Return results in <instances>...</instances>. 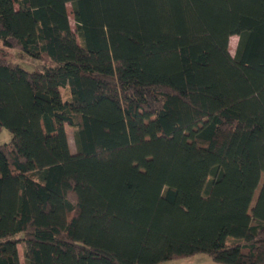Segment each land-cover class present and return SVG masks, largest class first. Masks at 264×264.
Here are the masks:
<instances>
[{"label":"trees","instance_id":"obj_1","mask_svg":"<svg viewBox=\"0 0 264 264\" xmlns=\"http://www.w3.org/2000/svg\"><path fill=\"white\" fill-rule=\"evenodd\" d=\"M2 128L0 264H264V0H0Z\"/></svg>","mask_w":264,"mask_h":264},{"label":"rangeland","instance_id":"obj_2","mask_svg":"<svg viewBox=\"0 0 264 264\" xmlns=\"http://www.w3.org/2000/svg\"><path fill=\"white\" fill-rule=\"evenodd\" d=\"M68 10L70 12L71 25L75 29V21L72 13L71 3L68 4ZM237 41H238L237 36H232L230 38V50L232 54L235 53ZM2 53L8 61L18 63L27 70H35V69L42 70L45 64L44 59L35 58L18 47L2 46ZM147 121L149 120L146 118V122ZM66 128L70 139L71 149L72 151H76L75 140H74V128L69 125H67ZM146 131L150 134L155 132L156 131L155 123H150L149 125H147ZM10 139H11V132L7 128L0 129V142L1 143L9 142ZM259 189L256 191L254 202L258 196ZM21 248L22 247L20 246L21 257L23 258V252ZM161 264H223V263L214 261L210 257V255L206 253H199L195 257H180V258L164 261Z\"/></svg>","mask_w":264,"mask_h":264},{"label":"crops","instance_id":"obj_3","mask_svg":"<svg viewBox=\"0 0 264 264\" xmlns=\"http://www.w3.org/2000/svg\"><path fill=\"white\" fill-rule=\"evenodd\" d=\"M198 254H196V255H194V256H191V257H195V256H197Z\"/></svg>","mask_w":264,"mask_h":264}]
</instances>
